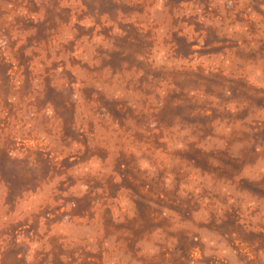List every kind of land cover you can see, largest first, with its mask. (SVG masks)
I'll return each instance as SVG.
<instances>
[{
	"label": "rangeland",
	"instance_id": "374dc122",
	"mask_svg": "<svg viewBox=\"0 0 264 264\" xmlns=\"http://www.w3.org/2000/svg\"><path fill=\"white\" fill-rule=\"evenodd\" d=\"M0 264H264V0H0Z\"/></svg>",
	"mask_w": 264,
	"mask_h": 264
}]
</instances>
